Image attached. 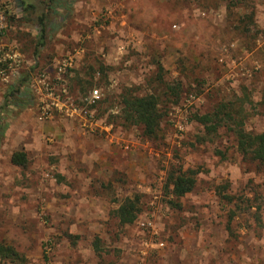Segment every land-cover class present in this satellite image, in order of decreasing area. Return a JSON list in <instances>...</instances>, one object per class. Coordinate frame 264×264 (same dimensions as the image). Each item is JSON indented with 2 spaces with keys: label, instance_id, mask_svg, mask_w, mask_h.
Returning a JSON list of instances; mask_svg holds the SVG:
<instances>
[{
  "label": "rangeland",
  "instance_id": "1",
  "mask_svg": "<svg viewBox=\"0 0 264 264\" xmlns=\"http://www.w3.org/2000/svg\"><path fill=\"white\" fill-rule=\"evenodd\" d=\"M0 4L4 39L37 72L20 87L32 103L1 113L0 240L15 245L23 264H264V172L244 161L224 132L196 143L202 127L189 121L246 87L252 105L245 127L264 131V0H74L37 62L34 21L18 14L16 0ZM81 9L89 18L79 26L71 16ZM65 58L71 66L59 71ZM25 72L0 86V107ZM42 75L56 90L64 83L96 123L56 109L40 119ZM173 81L181 83L180 99L165 103L156 140L114 116L124 88L160 93ZM93 88L101 96L88 103ZM15 150L26 152L25 168L10 162ZM171 164L198 170L178 207L164 190ZM225 184L239 208L217 193ZM135 194L137 218L120 224L114 211Z\"/></svg>",
  "mask_w": 264,
  "mask_h": 264
},
{
  "label": "trees",
  "instance_id": "2",
  "mask_svg": "<svg viewBox=\"0 0 264 264\" xmlns=\"http://www.w3.org/2000/svg\"><path fill=\"white\" fill-rule=\"evenodd\" d=\"M22 7L18 9V14L22 18L34 21L37 29L35 40L33 41V57L37 62L40 49L45 45L47 35L64 23L71 14L74 0H21ZM21 10V11H20ZM37 65V64H36ZM36 66H31L30 70ZM96 68H91L92 73ZM101 78L106 79V67L102 64L98 67ZM29 71L24 73L13 87H11L4 104L0 107V139L3 134L1 113L7 106L19 108L27 107L32 103V97L26 87L21 90L24 81L29 77ZM163 68L159 64L157 79L162 81ZM180 82H167L164 89L157 93L155 91L145 94H134L129 88H124L119 94V112L114 115L123 125L137 126L141 135L147 140H156L160 136L162 120L168 114L165 103H178L181 94ZM250 92L246 87L239 95L231 98H222L208 111H195L190 114L189 121L195 122L202 127L199 134L195 136L198 144L213 143L222 132L231 137L236 151L244 161L255 165L258 171L264 172V131L253 132L245 127L251 112L247 104L252 105ZM164 99V100H163ZM221 153L219 150H216ZM10 162L20 168L27 165V154L23 150H15L11 153ZM198 170L193 168L183 169L181 165L171 164L166 174L164 190L172 198L169 203L178 207V200L192 191L196 183ZM226 185L218 188L217 193L225 203H234L236 208L240 207L235 202L234 196L225 194ZM140 211V196L135 194L126 197L115 209L114 214L120 224H130L134 222ZM235 215V210H231L226 228L231 232V221ZM0 260H9L13 264H23L24 258L16 249L15 245L4 240H0Z\"/></svg>",
  "mask_w": 264,
  "mask_h": 264
},
{
  "label": "built area",
  "instance_id": "3",
  "mask_svg": "<svg viewBox=\"0 0 264 264\" xmlns=\"http://www.w3.org/2000/svg\"><path fill=\"white\" fill-rule=\"evenodd\" d=\"M7 14L4 6L0 4V84H5L11 79L17 78L22 74L24 70H30V67L27 66V60L25 59L23 53L19 49L18 45L15 43H8L4 39V34L7 29ZM59 71L65 69L68 66H71V59L65 58L61 62H57ZM37 72L29 71V79L32 78ZM39 75V74H38ZM40 85L38 86L37 91L41 92V103H40V114L39 118L44 119L49 116L50 110L56 109L60 112L67 114L80 113L84 117L85 122H88L89 125L95 124L93 115H89L88 110L78 108L73 99L70 98L67 87L64 83L60 84V87L56 88L51 85L45 77L39 78ZM100 92L97 88L90 90L86 101L88 103H96L100 99ZM44 99L45 102H44ZM93 118H92V117ZM86 119L88 121H86Z\"/></svg>",
  "mask_w": 264,
  "mask_h": 264
},
{
  "label": "crops",
  "instance_id": "4",
  "mask_svg": "<svg viewBox=\"0 0 264 264\" xmlns=\"http://www.w3.org/2000/svg\"><path fill=\"white\" fill-rule=\"evenodd\" d=\"M72 20H74L79 26H81L82 24L86 23L88 21L89 18V13H87L85 10H75L72 13L71 16ZM2 84H0L1 86Z\"/></svg>",
  "mask_w": 264,
  "mask_h": 264
},
{
  "label": "water",
  "instance_id": "5",
  "mask_svg": "<svg viewBox=\"0 0 264 264\" xmlns=\"http://www.w3.org/2000/svg\"><path fill=\"white\" fill-rule=\"evenodd\" d=\"M16 3H17V7H18V9H20L21 8V0H16Z\"/></svg>",
  "mask_w": 264,
  "mask_h": 264
}]
</instances>
